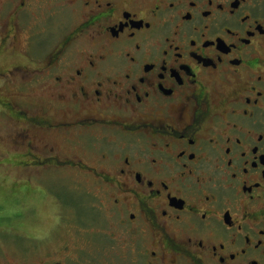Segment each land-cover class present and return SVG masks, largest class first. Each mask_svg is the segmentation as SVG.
<instances>
[{
  "label": "flooded vegetation",
  "instance_id": "af4514ba",
  "mask_svg": "<svg viewBox=\"0 0 264 264\" xmlns=\"http://www.w3.org/2000/svg\"><path fill=\"white\" fill-rule=\"evenodd\" d=\"M0 107L97 212L0 264H264V0H0Z\"/></svg>",
  "mask_w": 264,
  "mask_h": 264
},
{
  "label": "rangeland",
  "instance_id": "374dc122",
  "mask_svg": "<svg viewBox=\"0 0 264 264\" xmlns=\"http://www.w3.org/2000/svg\"><path fill=\"white\" fill-rule=\"evenodd\" d=\"M30 155L0 154V262L27 263V253H12L10 249L28 247L33 230H63L65 222H55V215L67 216L72 223H66L65 230H75L78 218L93 219L97 214L91 195L86 193L90 184H76L75 174L67 170L43 171L45 181H35L27 173ZM28 188L32 195H28ZM88 191L94 192L92 188Z\"/></svg>",
  "mask_w": 264,
  "mask_h": 264
}]
</instances>
